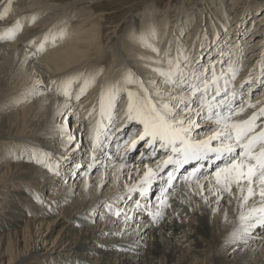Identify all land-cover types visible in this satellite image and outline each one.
Here are the masks:
<instances>
[{"label": "bare ground", "instance_id": "6f19581e", "mask_svg": "<svg viewBox=\"0 0 264 264\" xmlns=\"http://www.w3.org/2000/svg\"><path fill=\"white\" fill-rule=\"evenodd\" d=\"M0 15V264H264V230L234 236L249 211L235 189L217 203L199 180L176 186L166 210L158 196L124 199L163 154L154 160L139 145L113 172L120 152L89 144L108 127L102 119L111 135L139 138L124 119L127 93L142 92L137 81L159 83L154 69L169 48L193 69L215 60L217 73L234 76V102L256 92L262 105L264 0H0ZM20 94L30 97L23 111ZM138 200L163 211L159 221L136 211Z\"/></svg>", "mask_w": 264, "mask_h": 264}, {"label": "snow or ice", "instance_id": "6c2138e0", "mask_svg": "<svg viewBox=\"0 0 264 264\" xmlns=\"http://www.w3.org/2000/svg\"><path fill=\"white\" fill-rule=\"evenodd\" d=\"M3 19L5 17L0 15V20ZM153 51L157 56L160 55L159 50ZM182 51H178L173 59L169 48L164 58L156 62L160 65L158 69H154L160 77L158 84L137 81L142 92L127 93L129 104L124 119L128 123H138L143 128L139 139L132 142L129 151L135 150L137 145H146L149 152L170 155L155 170L147 168L138 184L127 189L124 199H131L134 193L137 198L144 196L148 199L146 189L154 183L159 187L160 182H163V188L158 193L161 196L159 206L166 210L170 205L166 203L164 196L175 192L174 182L179 183L184 179L185 184L190 183L180 171L182 166L212 165V171L207 177L204 176L202 167H195L192 176L201 181L202 192L207 185V195L216 199L217 203L224 200L225 195L234 198L235 189L239 194V208L243 209L247 205L249 211L239 213V228L234 236L236 239L248 237L256 228L264 230V214L253 215L257 208L264 213V123H258L264 119V109L243 121L233 122L235 117L241 116L246 110L232 106L235 94L230 89L229 82L234 76L226 77L223 72L217 73L215 60L211 66L198 62L193 69L190 67L191 62L181 55ZM63 94L68 95L67 92ZM113 95L114 90H109V107ZM104 105L105 96L102 95V117ZM101 122L111 127V121L102 119ZM202 128L204 135H200ZM107 130L105 128V132ZM68 139L71 141L73 138L69 136ZM93 139L94 151L106 154L107 150L98 137L94 136ZM125 157H120L119 166L109 162L113 172L125 171ZM92 159L94 161L97 157ZM100 167L104 165L101 164ZM135 175L139 176V172ZM127 178L132 180L133 175L129 174ZM136 208L139 210L140 205L137 204ZM157 215H163V211Z\"/></svg>", "mask_w": 264, "mask_h": 264}, {"label": "rangeland", "instance_id": "374dc122", "mask_svg": "<svg viewBox=\"0 0 264 264\" xmlns=\"http://www.w3.org/2000/svg\"><path fill=\"white\" fill-rule=\"evenodd\" d=\"M134 0H119V2H120V5H128V4H131L132 2H133ZM177 2L178 3H180V0H177ZM247 7H248V5H247ZM36 19V18H35ZM37 19H39L40 20V17L39 18H37ZM34 20V22L32 23V25H31V27L33 26V27H35L36 25H37V22H38V20ZM7 26H9V25H7ZM6 26V28H4L3 30H4V32H11V30H9L8 28L9 27H7ZM5 29H8V30H6L5 31ZM2 30V31H3ZM74 31H76V30H72V32H71V36H65V38L62 40V42L63 41H65L66 40V38L68 37V38H72L75 34H76V32H74ZM67 38V39H68ZM58 44L60 43V42H57ZM57 43H55L57 46H55L54 48H51V49H48V50H45L42 54H46L49 50H52V49H55V48H57L58 47V44ZM54 44V45H55ZM50 45V44H49ZM33 71L34 70H26V72H25V74H24V77H26L28 74H32L33 73ZM255 93L256 92H253L252 94H251V96L252 95H255ZM19 97L20 98H22L21 100H19L20 102L18 103V109H19V111H23V109L25 108L24 106H27V105H29L30 104V102L28 101L29 99H30V97L28 96V95H26V94H23V95H19ZM254 97V96H253ZM74 121H75V118H72L71 120H69V128L71 127H73L74 126ZM83 125H85L84 124V122H83ZM144 204H145V202H143ZM146 215H147V213H146ZM263 239V238H262ZM264 240V239H263Z\"/></svg>", "mask_w": 264, "mask_h": 264}]
</instances>
